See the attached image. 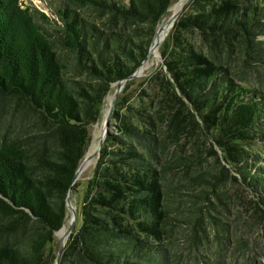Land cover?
Segmentation results:
<instances>
[{"label": "trees", "instance_id": "1", "mask_svg": "<svg viewBox=\"0 0 264 264\" xmlns=\"http://www.w3.org/2000/svg\"><path fill=\"white\" fill-rule=\"evenodd\" d=\"M43 1L44 9L0 0V108L10 114L0 126V264H55L50 245L90 126L111 85L146 59L173 0ZM261 3L189 1L161 47L151 92L131 104L118 96L116 131L104 138L81 225L58 264H182L164 179L183 118L233 172L235 193L224 197L264 220Z\"/></svg>", "mask_w": 264, "mask_h": 264}, {"label": "rangeland", "instance_id": "2", "mask_svg": "<svg viewBox=\"0 0 264 264\" xmlns=\"http://www.w3.org/2000/svg\"><path fill=\"white\" fill-rule=\"evenodd\" d=\"M24 1L27 3L31 1L44 9L43 0ZM177 1H172L158 27L165 19L171 18L173 14L170 8ZM187 2L188 0H185L181 6L183 9L179 16L185 11L189 3ZM261 4L264 5V0ZM173 25L155 48V55L158 56L150 51L139 68L141 69L145 63H150L149 66L142 72L139 70L137 76L122 82L114 107L110 111L116 92V85L111 86L100 105L97 121L90 126V141L86 154L94 152L95 147L97 149L104 133L116 131L117 121L112 115L118 108V96L122 97L121 100L125 97V102L131 104L142 97L146 98L151 92L148 79L157 72L163 62L161 47ZM262 72L264 79V71ZM262 86L264 87V84ZM9 117L8 109L0 108V126ZM180 123L177 142L171 145L172 162L166 169L164 186L169 193L168 209L172 217L169 239L173 248L180 254L182 264H264V220L260 222L261 215L253 214L254 211L251 209L248 212L236 198L227 200L224 197L225 191L233 195L236 188L231 184L233 172L220 149L203 133H189L185 118L181 119ZM91 161L76 178L71 190V203L77 210L73 230L82 222L80 206L87 182L94 172L96 157ZM246 193L251 198L249 191ZM71 217L72 214L68 210L64 226H69ZM61 239L62 237L55 233L54 241L50 245L51 252L58 251Z\"/></svg>", "mask_w": 264, "mask_h": 264}, {"label": "water", "instance_id": "3", "mask_svg": "<svg viewBox=\"0 0 264 264\" xmlns=\"http://www.w3.org/2000/svg\"><path fill=\"white\" fill-rule=\"evenodd\" d=\"M189 1H190V0H188V2H189ZM188 2H187V3H188ZM183 7H184V6H183ZM182 9H183V8H181L180 10H178L176 13H174V14L171 16L170 20H171L172 25L174 24L175 19H176V18L179 16V14L181 13ZM170 20H169V21H170ZM158 31H159V27L157 28L156 34H155V36H154V38H153V43H152L151 47L149 48V52L151 51L152 48H154V47L157 48V47L159 46V44H156V43H155V38H156V35H157V32H158ZM149 52H148V54H149ZM147 56H148V55H147ZM141 64H142V63H141ZM141 64H140V65H141ZM140 65L136 68V70H135L131 75H129L128 77H126V78H124V79H120V80H118V81H116V82H114V83L112 84V85H116V92H115V96H114V99H113L112 104H111L110 111H111V110L113 109V107H114L115 101H116V99H117L118 91H119V90L121 89V87H122V82H123L124 80H127V79H130V78H133V77L137 76V75L140 73V71H139V70H140V68H139ZM112 85H111V86H112ZM109 115H110V114H108V118H109ZM105 135H106V133H104V134L102 135V138L100 139L99 146L97 147V149H96L94 152H92V153H90V154H85V156L83 157L81 163L79 164V166H78V168H77V170H76V172H75V176H74L73 183L75 182L76 178L79 176V174H80V172H81V169H82V167H83V165H82L83 161L86 160V159H88V160H92L94 157H97V156L99 155L100 150H101L102 143H103L104 138H105ZM243 186H244L245 191H249V193L251 194V195H250V194L248 193V194L250 195L251 199L257 201V198H256L255 194L253 193V191L250 189V187L247 186V185H245V184H243ZM71 190H72V188L69 190V192H68V194H67V197H66V205H67V209L71 212L72 217H71V220H70V224H69V226L67 227V229H66V231H65V233H64V236H63L62 239H61V243H60V246H59V250H58V254H57V258H56L55 264H58V263H59L60 256H61V253H62V251H63L64 245H65V243H66V241H67V238H68V236L71 234V232H72L73 229H74L75 220H76V216H77V210H76V208L73 207V205H72V203H71V198H70ZM246 194H247V193H246ZM248 197H249V196H248ZM63 226H64V224H63ZM63 226H62L60 229H62ZM60 229H59V230H60ZM59 230H58V231H59ZM56 232H57V231H56ZM56 232H55V233H56Z\"/></svg>", "mask_w": 264, "mask_h": 264}, {"label": "bare ground", "instance_id": "4", "mask_svg": "<svg viewBox=\"0 0 264 264\" xmlns=\"http://www.w3.org/2000/svg\"><path fill=\"white\" fill-rule=\"evenodd\" d=\"M185 2V0H178L176 3H174V5H172L171 6V11H172V14H174V13H176L180 8H181V6L183 5V3ZM172 16V15H171ZM170 20V18L168 19V20H166L165 19V21L160 25V27H159V31L157 32V35H156V38H155V43L156 44H160L162 41H163V39L165 38V36L167 35V33H168V31H169V29L171 28V26H172V23H171V20ZM151 52H152V54H156V50H155V47L154 48H152L151 49ZM155 56H158V55H155ZM152 58V57H151ZM153 61L151 60V63H152ZM149 64L150 63H145V64H143L142 65V67H141V69H140V71L142 72L143 70H145L148 66H149ZM96 144V143H95ZM94 150H96V147H95V149ZM90 154V153H89ZM92 161L91 160H88V159H86V160H84L83 161V163H82V165H83V167H82V169H81V172H83L84 171V169L91 163ZM80 172V173H81ZM79 177V176H78ZM66 229H67V227L66 226H63V228L62 229H60L59 231H57L56 233L58 234V236L60 235L61 237H63L64 236V233H65V231H66Z\"/></svg>", "mask_w": 264, "mask_h": 264}]
</instances>
